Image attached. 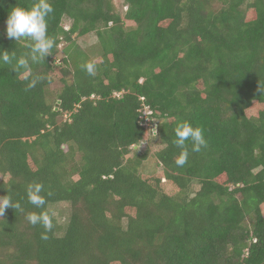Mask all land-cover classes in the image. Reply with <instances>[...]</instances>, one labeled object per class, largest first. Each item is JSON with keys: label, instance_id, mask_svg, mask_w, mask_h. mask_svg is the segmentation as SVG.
Returning <instances> with one entry per match:
<instances>
[{"label": "trees", "instance_id": "1", "mask_svg": "<svg viewBox=\"0 0 264 264\" xmlns=\"http://www.w3.org/2000/svg\"><path fill=\"white\" fill-rule=\"evenodd\" d=\"M123 1L121 14L113 0H49L52 54L28 79L0 64V200L20 205L0 209V264H264V0ZM36 2L0 0V24ZM89 33L95 60L75 39ZM30 44L0 28V51ZM185 121L206 146L186 141L178 167ZM149 138L161 170L145 174L134 145ZM35 184L43 208L28 202ZM57 202L69 204L61 235ZM29 212L50 215L48 239Z\"/></svg>", "mask_w": 264, "mask_h": 264}, {"label": "clouds", "instance_id": "2", "mask_svg": "<svg viewBox=\"0 0 264 264\" xmlns=\"http://www.w3.org/2000/svg\"><path fill=\"white\" fill-rule=\"evenodd\" d=\"M54 12V8L49 0H38L30 8H24L14 5L8 10L6 19L5 33L8 39H14L15 42L22 39L30 40L29 51L19 57L15 52L9 53V50L0 51V64L11 65V70L20 73L25 79H28L32 68L31 65L45 60V57L52 54L55 45V38L48 35L47 17ZM84 70L93 75L95 65L86 62L82 65ZM44 76H37L31 79L27 85L28 89L34 88L36 84L45 79ZM51 79V77H47ZM156 135V131L154 130ZM186 141H191V150L199 152L203 146H206V140L200 128H194L191 123L181 122L175 128L174 145L181 149L175 163L178 167H183L189 156ZM43 190L41 184L30 185L27 189L28 202L36 208H43L46 200L40 193ZM20 208L19 203L13 204L10 198L0 200V209L3 211L8 208ZM28 222L33 225H40L44 229L41 233V239H48L47 233L53 228V222L50 215L46 212H29L26 216Z\"/></svg>", "mask_w": 264, "mask_h": 264}, {"label": "rangeland", "instance_id": "3", "mask_svg": "<svg viewBox=\"0 0 264 264\" xmlns=\"http://www.w3.org/2000/svg\"><path fill=\"white\" fill-rule=\"evenodd\" d=\"M114 7L119 13H123L125 10V3L123 0H113ZM62 24L64 27L69 26V19L64 18L62 20ZM124 24L126 26L133 25L134 23L131 21H124ZM0 28L3 30L6 29V23H1ZM76 43L81 47L83 50L89 52L92 55V58L95 60L98 58V46H97V38L95 33H89L84 36H78L75 37ZM64 43L60 42L59 48H62ZM95 49L97 50L95 52ZM95 53H92V52ZM61 52H58V56H61ZM62 83L56 81L51 83L47 88H46V95L47 98L50 102H54L57 105L56 101V95L58 91L61 89ZM258 106L256 103L251 105L250 110L251 112H255L258 110ZM60 119V118H59ZM152 134H154L155 126L152 125ZM161 143L157 138H149L146 141L140 142L139 144L134 145V149H136V152L138 153L139 151L144 152L146 154V159L143 160L140 170L142 173L145 174H151L155 172H159L161 170V167L159 166L157 159H156V152L161 148ZM0 179H1V174H0ZM198 188L197 184H193L192 186V192L196 191ZM48 209L50 212L53 214L55 217L57 224L59 225V228L56 232L57 235H61L64 231V227L66 225V220L67 216L69 214V204L67 202H57V203H52L49 204Z\"/></svg>", "mask_w": 264, "mask_h": 264}, {"label": "built area", "instance_id": "4", "mask_svg": "<svg viewBox=\"0 0 264 264\" xmlns=\"http://www.w3.org/2000/svg\"><path fill=\"white\" fill-rule=\"evenodd\" d=\"M153 126H155V129L157 128V125L156 124H153ZM151 130H152V128H151Z\"/></svg>", "mask_w": 264, "mask_h": 264}, {"label": "water", "instance_id": "5", "mask_svg": "<svg viewBox=\"0 0 264 264\" xmlns=\"http://www.w3.org/2000/svg\"><path fill=\"white\" fill-rule=\"evenodd\" d=\"M57 107L55 106V109H56Z\"/></svg>", "mask_w": 264, "mask_h": 264}]
</instances>
